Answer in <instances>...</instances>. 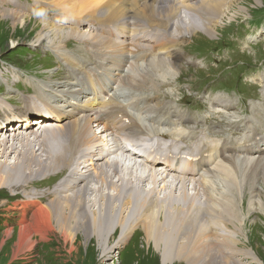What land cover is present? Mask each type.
Returning <instances> with one entry per match:
<instances>
[{
  "label": "bare ground",
  "instance_id": "bare-ground-1",
  "mask_svg": "<svg viewBox=\"0 0 264 264\" xmlns=\"http://www.w3.org/2000/svg\"><path fill=\"white\" fill-rule=\"evenodd\" d=\"M37 1L48 2L51 6L63 9L64 15L76 19L72 25H81L83 19L89 22L94 19L91 24L97 21V29L101 32L91 28L87 34L88 38L82 39V42L89 46L86 57L67 54L70 59L66 62L74 67L68 78L66 77L68 81L38 84V89L35 87L39 92L37 96L25 98V107L20 114L32 113L34 110V114L45 116L44 120L35 118L34 121H29L27 118L22 123L21 120L13 123L22 117L12 118L15 115L14 105L9 100H1L0 105L5 108L7 118L0 119V188L18 182L29 183L31 178L47 176L60 168L58 174L62 173L65 176L61 186L51 191L62 194L52 199L50 203L44 205L43 198L40 197L29 199V204L34 207L33 224H26L21 229L19 246L24 247L31 243L33 231L46 235L53 228V221L71 243L80 231L87 237L92 234L100 240L106 235L109 238L111 234L109 232L116 224L122 227L123 222H126L118 220L115 223L109 210L113 207L111 199L119 200L127 194L136 197L138 205L144 209L145 197L154 201L150 208H146L151 210L146 232L152 242L149 249L153 251L155 249V252L163 250L164 263L170 264L188 254L190 256L186 260L190 264L210 263L213 256L208 259L198 252H189V245L184 247L179 245L178 254L172 251V246L177 244L180 237L185 236L189 243H192V239L202 236L200 229L197 228L199 221L194 222L191 218L193 217L191 211H195L193 207L195 201L194 193L190 197L192 192L189 193V190H193L198 196L203 191L207 204L203 203L206 208L202 214L207 211L212 218H219L222 211L236 210L235 205L227 197L226 189L237 188L242 194L243 187L249 179L252 185L260 179L264 180V148L258 144L264 141V134H261V131L264 132V104L253 112L251 118L255 120L249 119L243 125H235L244 132L242 137L206 139L208 137L206 134L203 139L205 141L200 149L197 148L198 150L188 145L186 146L188 149L178 153L174 151L176 144H164L161 140L154 142L148 140L147 143H142L144 140L141 137L149 133H155L163 139L171 135L177 138V141L181 138L189 140L195 137L193 126L185 127V123L190 121L196 125L198 119L190 120L185 112L179 111L172 104H158L160 109L157 108L151 92L153 89L149 85L156 87L161 83L162 77H173L180 60H184L182 52L180 53L175 45L185 41L181 38L186 32H193L197 28L199 23L196 24V20L203 22L202 30L211 32L226 10L237 0H230V3L229 0H179L181 4L178 6L177 4L165 6L161 3L163 0ZM2 10L4 9L0 7V18L6 20L10 17L16 18L21 28L27 27L31 19H34L26 16L27 13ZM47 16L44 15L43 19L36 18L45 29L42 31L38 29L32 42L33 46L47 44L51 47L60 44L70 30L74 31L73 37H83L81 30L73 29V26L67 23L56 24L48 20ZM151 25H159L170 38L166 39L159 34L152 43H147L149 40L145 38L138 39L140 44L137 43L135 32L145 30ZM37 27L38 25L34 24L31 29ZM118 34H124L126 39L118 41L115 37L107 36ZM133 44L135 49L131 47ZM113 70L118 71V74H114ZM136 76L142 80L138 81ZM156 88L159 89L158 86ZM214 103L227 113L236 106L232 100L220 96L214 99ZM53 109L58 111H52ZM9 121L10 124L2 125ZM43 122L48 126L42 131L33 127V123L37 125ZM96 123L103 125V129L99 131L101 135L95 130ZM16 124L21 125L16 127ZM230 125H233L232 122ZM11 130L13 133H9ZM210 131L213 132V128H210ZM108 132L112 133L111 140L108 138L104 140L101 137L102 133ZM117 135L121 137V142H135L143 148L148 146L151 153L147 155L145 152L148 151L143 150L140 156L129 154L128 150L121 147V142L116 139ZM60 138H63L64 142L56 141ZM110 141L113 144L108 153H104L105 146L110 145ZM67 143L69 147L66 146ZM13 152L15 161L9 163L8 159ZM180 155H186L187 159ZM126 156L130 158V162H126ZM141 156L144 157V161L138 160ZM207 160H212V163L208 165ZM81 165L83 173L80 171ZM163 165H166V168H162ZM172 174L175 176L173 180L169 179ZM244 174L246 176L243 179ZM102 175L103 187L106 184L105 187H111L116 193L107 192L106 195L104 190L102 191V185L89 186L92 181L101 183ZM113 176L118 179L112 181ZM72 178L75 179L74 184L70 182ZM92 189L103 195L102 203H97L96 197L91 200L89 193ZM161 191H164V194L160 196ZM127 198L125 202L128 201L129 204L133 202L132 198H128L129 200ZM91 202L98 206L100 214L89 213L88 207L90 208ZM185 210L188 211L186 217ZM197 213L198 218H201V212ZM161 215L165 222H162ZM26 216L27 213L24 220ZM24 223H27V220ZM126 225L119 244L128 238V233L134 226ZM222 237L220 243L223 249L231 251L230 244L235 251L238 242L236 232L222 234ZM228 261L221 258L213 262L239 264Z\"/></svg>",
  "mask_w": 264,
  "mask_h": 264
},
{
  "label": "rangeland",
  "instance_id": "rangeland-1",
  "mask_svg": "<svg viewBox=\"0 0 264 264\" xmlns=\"http://www.w3.org/2000/svg\"><path fill=\"white\" fill-rule=\"evenodd\" d=\"M0 3L1 9H4L2 11L15 10L27 13L26 16L34 18L31 19V22H29L25 28L20 27L21 25L16 21V18L10 17L8 20L0 18V104L1 100H9L15 108V115H13L12 118H16L17 113L22 111L25 107V98L36 94L37 87H39L38 84L61 83L67 81L66 77L68 78L69 71L74 69L73 66L66 62L70 59H68V53L77 57L87 56L86 54L87 50H89V46L83 43L82 39L88 38L87 34L89 33L90 24L94 19L91 18L92 20L90 22L86 21L87 23L85 22L84 25L76 29L81 30V34L83 35L82 38L73 37L74 31L70 30L60 44L51 47L47 44L43 46L34 44L35 46H33L32 42L36 38L38 29L39 31L45 29V26H41L36 18L40 17L43 19L44 15H48V20H52V22H57L58 24H61V22H59L60 20H68L67 22L70 24L74 19L70 17L67 18V16L64 15L63 9L61 10V8L51 6L48 2H38L37 0H0ZM228 3H230V0ZM197 23L199 24L193 31V36L190 38L186 35L182 36L181 39L185 40L182 42L184 44H179L177 46L180 49V53L182 52V56H184V60H182V70L179 76L174 80L169 79L171 81L170 84H165V78L162 77L161 80L158 78L161 81V83L157 85L159 89L154 85L149 86L153 89V93H155L154 105L157 108L160 109L158 104H165L166 101L173 102L179 111L185 112L186 117L188 116V118L192 120L193 118H191V116L194 117L195 115V106L202 100L204 85L211 82L208 76L212 72H215L217 74L214 78L220 80L225 77H220V74L226 72L225 81H228L229 84L233 86L238 76L244 73L247 67L250 66L247 59L251 58L257 65L254 69H248L246 71L247 77L245 81L248 84L236 90L225 92V95L236 100V110L227 118L217 114L215 116L216 120L211 123V126L219 130V123L222 122L224 129L219 131L222 136L219 139H222L227 137L225 134L236 130L235 127L230 125V122L237 126L241 124L242 121H244L243 124H245V121L249 119L255 120L251 118L253 112L258 109L260 105L264 104L263 77L262 75H257L264 65V34L260 37L262 41L258 46H251L250 49L247 50L240 47L242 36L235 35H244L245 32L250 30V36H255L258 29V33L264 30V0H237L226 10L224 16L214 25V30L211 32L202 30L203 23L196 21V24ZM34 24H37L38 27L32 30L31 28ZM14 25L18 26L16 27ZM72 26L73 29L78 27L77 24ZM237 26L244 28L245 31L237 32ZM172 28L173 31L174 27ZM229 64H231L232 67H228ZM240 64L243 66H239ZM115 73H118V71H115ZM248 85H259L261 90L254 95L248 92L245 95H241L242 90L248 87ZM237 90H239V93ZM156 92H158V94ZM189 94H192V97H190ZM221 94L220 92H216L212 93V96L215 97ZM183 96L189 98L191 105L184 103L185 100H183ZM164 111L163 115L165 114ZM34 112L33 110L32 113ZM3 118H7V114H5V108L1 106L0 119ZM207 120V118H204L202 119V123L198 122L196 125L187 121L185 127L193 126L195 133H200V130H207L208 132L206 125ZM13 123H16V121H13ZM7 124L10 123H3L2 125ZM96 125L97 123L95 124V130L101 135L100 132L103 129V125ZM9 133H13V131ZM261 134L263 135L264 132L261 131ZM101 137L104 140L107 138L110 140L112 133H102ZM156 137L157 134L155 133L142 135L141 138L144 140L142 143H147L148 140L151 142L161 140L159 139L161 138L160 136H158L159 138ZM213 138L216 139L215 137ZM61 139L63 140V138H60V140L56 139V141H62ZM116 139L120 142L122 140L118 135ZM183 140L188 141L187 139ZM163 141L170 143L177 142V138L168 135ZM163 141L161 140V142ZM199 142L201 141L199 140L198 143ZM66 146L69 147V144L67 143ZM186 146H184L185 150L187 149ZM191 147L198 150L202 146L198 149L194 146ZM14 154L15 152L9 157V163L15 161L13 157ZM140 158L138 159L139 161H144V157L141 156ZM60 169H56L54 172L49 173L52 175L50 179H48L50 175L47 174V176L31 178L29 183L27 182L28 185L27 183H23V185L18 182L11 186L5 185L0 188V217L3 218V226L0 224V264H167L164 263L163 258L165 255L162 252L163 250L155 252V249L154 251L153 249H149L152 242L146 232V226L149 225L148 218L151 210L146 208H150L154 204V201L151 198L145 197L146 206L144 209L138 205L136 197L133 198L131 195L127 194H124L122 199H117L118 201L111 199L113 207L109 208V210L115 223L118 220L126 221L123 222L122 227H118L117 224L115 225V228L109 232L111 233L110 236L113 234L111 238L109 235V238L106 235L101 239V242L100 238L97 236L91 234L90 237H87L84 232L80 231L77 233L76 239L71 243L62 235L60 227L53 221V228L49 230L46 235L38 231H33L31 243L24 247H20L19 240L21 229L24 228L26 224H33L32 212L34 207L29 204V199H37L38 197L43 198L42 203L46 205L48 202L50 203L52 199L61 195L62 193H51V191L53 192V190L60 185L58 174L53 175ZM245 176L246 174L243 175V179ZM247 177L250 176L247 175ZM173 178L174 177L171 179L173 180ZM117 179L116 176L111 178L112 181H116ZM100 181L101 183L92 181L89 183V186L96 187L102 185L103 187V175ZM249 181L251 182L250 179ZM249 181L247 184L245 183L242 194L237 188L230 190L232 192H229L230 196L227 194V197H229L232 204L235 205L236 210L234 212L222 211L219 218H212L213 216L209 215L207 211L202 214L207 204L206 195L202 191L201 195L198 196L190 189L189 193H192L189 195L192 197L194 193L193 199L195 201V206H193L195 207V211H191L193 215L191 218H193L192 221L194 222L199 221V227L197 228L200 229L202 236L197 237L195 240L192 239V243H189L187 237H180L177 244L172 246L173 253L178 254V250H180L179 245L183 247L189 245V252H198L208 259L213 256V260L208 264H216L214 262L221 258H224L226 261L229 260L228 262L234 261L239 264H264V180L260 179L256 181L254 185L250 184ZM105 186L106 184L102 188V191L104 190L103 192L106 193V195L108 193H116L111 187L108 188ZM10 188L12 189L10 190L11 192L9 191ZM163 192L164 191H161L160 196L164 194ZM178 192L179 191H177V193ZM206 192L210 193L208 191ZM89 196L91 200L96 197L97 203L103 202V195L96 192L95 189L90 191ZM125 197L132 198L133 202L130 204L128 201L125 202ZM202 199L204 202H202ZM134 202L135 205L133 206ZM180 202L183 204L182 200ZM200 207H203V209ZM88 209L91 210H89V213H101L98 206H95L93 202H91V206L90 208L88 207ZM199 211L201 212V218H198L197 212ZM25 213H27L25 217L27 223H24L26 222V220H24ZM187 214L188 211L185 210L184 217H186ZM161 219L162 222H165L163 215H161ZM208 223L210 224L207 225ZM125 224H127L126 226H134L129 231L128 238L122 242L121 245L119 244V240L122 238ZM233 231L236 232L238 242L235 251L229 244L231 252L227 249H223L224 247H222L220 240H223L222 234L231 233ZM189 256V254L186 257L178 256L179 259L170 264H190L186 260Z\"/></svg>",
  "mask_w": 264,
  "mask_h": 264
},
{
  "label": "trees",
  "instance_id": "trees-1",
  "mask_svg": "<svg viewBox=\"0 0 264 264\" xmlns=\"http://www.w3.org/2000/svg\"><path fill=\"white\" fill-rule=\"evenodd\" d=\"M20 48H22V47H20ZM0 224H1V226H3V218L2 217H0Z\"/></svg>",
  "mask_w": 264,
  "mask_h": 264
}]
</instances>
